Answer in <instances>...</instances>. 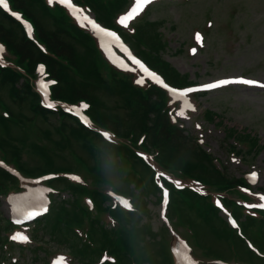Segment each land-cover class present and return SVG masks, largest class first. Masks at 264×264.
<instances>
[{
  "label": "trees",
  "instance_id": "trees-1",
  "mask_svg": "<svg viewBox=\"0 0 264 264\" xmlns=\"http://www.w3.org/2000/svg\"><path fill=\"white\" fill-rule=\"evenodd\" d=\"M8 1L12 10L19 11L32 23L33 32L31 37L27 36L21 23L0 7V43L3 45V60L6 63H0V159L15 168L22 177L54 173L55 177L46 183L60 193V188H57L55 183L64 182L67 193L70 194L68 198L59 197L61 202L52 200L54 204L47 214L37 221L35 236L46 234L55 244L67 246L82 264H95L104 249L113 254L117 262L107 261L103 264H174L169 245L167 246L163 240L161 243L157 242L156 249L152 247L149 249L152 251H148V247L140 244L135 230L130 228V224L135 223L133 227L146 234L145 242L147 237L151 236L143 223L141 225L137 223L139 215L145 213L143 205L146 201L143 199L146 194L157 193L159 190L154 182V171L148 158L151 157L155 165L164 171L182 178L194 179L212 191L224 193V196L238 190L239 185H246V182L240 177L230 175L225 164H216L214 156L197 141L196 136L172 119L170 98L163 88L150 81L144 84L134 83V74L113 65L99 48L96 37L80 27L67 9L57 3L51 5L48 0ZM76 1L94 9L99 21L115 27L113 17L126 0ZM141 19L145 20L142 17L139 21ZM149 22L146 20L138 23L139 25L135 23L133 32L123 34L126 40H130L132 49L137 50L135 52L149 66L161 73L167 82L176 86L193 83L185 82L187 74L183 75L170 66L168 61L159 59V50L163 49L165 44L161 41L158 28L148 27L151 23ZM142 44L146 49L141 46ZM38 63L46 66L50 78L55 81L50 88V99L58 103L52 108L42 106L40 95L34 88L35 69ZM98 89L112 93L115 96V105L109 106L102 102L101 97L95 93ZM3 90H7L13 103L26 107L30 115H24L18 110L11 111L1 96ZM81 100L88 104L86 112L92 126L109 131L110 140L104 139L93 127L83 125L61 106L78 103ZM117 109L127 111L126 120L119 116ZM3 111H6L7 115H3ZM204 114L209 120L216 115L211 109H206ZM40 118L46 120L53 131L64 139L82 138L84 148L96 162L95 165L88 167V170L95 174L96 178L99 175L100 180L105 179L100 175L98 160H101L102 155L105 157L110 155L112 157L110 160L116 167V174L125 189L111 186L106 180L103 181L104 188H98L95 184L89 189L81 183L67 179L66 174L72 172L69 170L70 167L51 168L45 166V162L42 167L25 166L8 140V137L12 136L11 126L21 125L28 120L26 135L34 140L32 146L47 153L48 144L38 142L39 136L43 138L37 132ZM246 130L225 128L224 139L228 140L227 145L239 154L243 152V147L231 142L230 138L239 145L247 144V151L251 153L263 146L256 136ZM50 133L51 131L47 130V134ZM140 138L142 140L138 142ZM99 146L103 147L102 150ZM75 156L86 164L80 156L77 154ZM87 183L85 185H88ZM22 184L23 181L18 176L0 167V195L11 190H19ZM167 184L171 187L169 212L173 211L174 216L178 215L179 223L190 224L184 219V207L193 209L207 218L212 223L213 232L218 229L214 223L216 219L221 230L217 237H224L229 255L235 254L239 248V253L245 254L239 256L241 259L264 264V259L245 247L236 230L232 229L219 214L210 196L200 195L187 186L177 190L171 183ZM106 185L115 191L128 192L126 194L132 199L133 209L126 211L112 206L110 197L105 192ZM85 197L93 199V210L85 204ZM69 199L68 207L64 206L62 203L66 204ZM225 202L233 204V201H228L227 198ZM234 208L238 216V213L242 212L241 207L234 205ZM95 211L103 213L99 215L100 217L104 214L109 215L118 222V226H105L101 218L95 217ZM6 224H11L9 219L0 215L1 256L6 254L3 245H11L4 235ZM190 225L187 226V230L191 242L198 249L201 248L204 257H221L214 255L210 249L200 247L202 246L200 235L205 234L203 226H199L200 230L196 231ZM241 225L245 231L257 226L255 242L263 248L264 217L254 220L247 216ZM83 235L86 239L82 237ZM241 248H244V251ZM135 249L136 255L132 256ZM15 264L21 263L17 261Z\"/></svg>",
  "mask_w": 264,
  "mask_h": 264
},
{
  "label": "rangeland",
  "instance_id": "rangeland-1",
  "mask_svg": "<svg viewBox=\"0 0 264 264\" xmlns=\"http://www.w3.org/2000/svg\"><path fill=\"white\" fill-rule=\"evenodd\" d=\"M87 1L89 2L90 0ZM127 1L128 5L131 0H126L125 2ZM133 3L131 2L129 6L125 5V7L123 5V9L119 12L125 9L123 12L124 14H122H127L129 7ZM149 7L150 11L146 17H144V21L142 19L140 21L138 20V18L142 16L140 13L135 15L131 20L129 19L126 22L127 26L122 24L123 26L120 27L118 25V19L116 20L114 17L112 22L115 27L120 30L121 34H130L133 32L135 23L140 24L146 20L150 21L151 23L149 22L150 24L148 27L154 29L158 28L161 34V41L165 44L164 48L159 50V59L168 61L170 66L179 70L183 75L187 74L185 82L200 83L214 78L218 79L226 76L244 75L255 78L257 82L264 84V0H155ZM72 8H75V5H73ZM78 11L82 16L83 13L80 10ZM91 12L88 14L96 18L98 17L94 9H92ZM122 14L120 15V19L123 16ZM90 31H92V29H90ZM198 32L203 35L200 37L199 41L197 40ZM126 43L128 46L132 45L129 39L126 40ZM141 46L146 49L144 44ZM191 47H193L192 50H196L197 47V52L191 53ZM111 57L114 59L112 55ZM40 81L41 80H39V82ZM95 93L101 97L102 102H105L109 106L115 105V96L112 93L102 89L95 90ZM1 96L8 104L11 111L14 112L18 110L24 115H30L26 107H20L16 103H13L8 96L7 90H3ZM185 98L191 102V108H188L187 105L183 103ZM176 99L177 103L171 105L173 106L172 113L174 114V119L178 120L190 134H194L199 138L204 148L217 158V163L219 165L225 164L227 172L230 175L232 174L240 177L247 182L249 174L254 170H258L259 175L256 177L255 182H251L250 189H252V194L250 195L254 199V201H252L253 203H264V201L260 199V194L261 196L264 194V88L259 87V85L250 86L241 83H233L224 88L208 91L205 94L197 93L193 94L191 97L186 94L184 97ZM206 109H211L215 112L216 115L212 116V120H209L205 116L204 113ZM181 110L184 111L183 117L177 115ZM117 111L119 116L126 120L128 116L127 111L124 109H117ZM37 126V132L43 136V138L39 136L38 142L43 141L48 144L49 147L47 149L49 151L47 153H43L32 146L34 140L26 135L28 120L24 121L21 125L11 126L13 128L12 136L10 138L8 137V140L18 153V158L25 166L37 168L44 166L45 162V166H51V168H56L58 166L70 167L69 170L72 172L66 174L67 179L71 180L72 176L77 177L78 179H76L75 182L77 183L79 180L83 186L89 187V189L92 186L94 187L95 184L98 185V188H102L104 184L103 181L105 180L111 186H115L118 189H125L123 183L116 174V167L111 162L110 158L112 157L110 155L108 157L102 155L101 160H98V163L100 162V175L105 179L100 180L99 175L96 178L95 174L88 170V167L93 166V164L95 165L96 162H94L92 155L88 153L87 149L84 148L82 138L74 139L71 137L70 139H64L60 134H56L53 128L42 118L39 119ZM226 127H233L237 130L247 129L246 131L256 136L258 142L263 146L261 149H256L254 153H251L247 151V144L241 143V145H239V143L233 141V138H230L229 140L231 142L243 147V152L241 154L234 152L235 149H230L229 145H227L228 140L224 139ZM47 130H50L51 133L47 134ZM4 137L7 138L6 135ZM102 148V146H99V149L102 150ZM76 154L80 156L86 164L75 156ZM85 183L88 185H85ZM29 184L31 185H25L24 188L22 186V191H12L6 196L5 193L0 195L1 217L9 215L10 203L8 202V197L10 194L14 195L25 192L47 193L48 196H51V200L54 199V202L56 200L61 202L59 197H70V194L67 193L64 186V182L55 183V186L60 188V193H56L53 189L51 191L45 183L43 184L35 181V184L30 182ZM15 187L14 185L13 188ZM105 187L106 191L110 189L109 185ZM158 193L160 194V192L146 194L145 199H143L146 203L143 205L144 207L142 206L145 208V213L143 212L137 218V223L140 225L143 223L148 232L151 233L150 238L147 237L145 242L146 234L134 228L133 225H135V223L133 225L130 224V228L135 230L140 244L148 247V251H152L149 250L152 247L156 249L157 242L161 243L162 240L167 246L172 242L173 247L179 248V246H176V238L179 236H186L185 228L191 224L190 226L194 227L197 231V229L200 230L199 226L202 225L205 234L200 235L202 239V246L199 245L200 247L210 249L214 255L226 258L230 264L234 262L249 264L246 262L247 259L245 258H243L245 261H236L238 260L236 259L237 257L229 255L224 237H217L221 230L216 219L214 220L215 222H212L215 223L218 229L213 232L211 230L212 223L209 222L207 218H204L193 209L184 207V219L190 222V224H182L178 222V215L174 216L173 211L169 212V205H167V212L164 216L167 217L168 220H165L162 217L161 197H158ZM12 195H10V197ZM113 198L118 203L122 204L121 198L124 197L113 195ZM127 198L129 197H125L124 199L127 200ZM237 200L239 199L237 198ZM240 200L243 203L249 201L245 196H240ZM85 201L88 203L87 198H85ZM54 202L52 201L49 203V208H51ZM68 203H70V199L66 204L64 202L62 204L68 207ZM136 203L141 208L137 200ZM93 209L94 207L92 210ZM251 213L255 214L254 211ZM95 214V217L102 218L99 216L103 214L101 211H95ZM219 214L226 219L222 211H220ZM104 216L105 221L108 223L109 219H107L106 214H104ZM252 217L256 220L255 216ZM236 220L240 224L238 233L244 239L243 244L247 247V242L255 241L254 232H256L257 226L255 225L245 231L240 222L241 218H236ZM170 222L176 231L174 233L170 232ZM34 223H36V221ZM34 223L27 230L31 239L37 238L33 237ZM6 225L7 229H5L4 235L6 238H9L15 231V227L11 224ZM115 225L118 226L117 221L111 223L110 226L114 227ZM188 229L191 231V228L188 227ZM180 231L184 235L181 234ZM169 233H171V235ZM38 238L44 239L43 247L45 248V252H49L46 255L47 257L40 255L42 251L38 250L39 257H34V260L31 259L32 254L29 246L35 245V240H31L29 243L22 244L24 248L15 245L7 249V258L3 260L4 264H11L14 258H16V261L20 260L21 263L23 262L25 264H47L51 257L57 253H63L67 259H69L70 264H80L78 259H74L69 254L67 246L55 244L46 234H42L41 236L39 234ZM199 249L195 247V251L198 254H202L201 248ZM241 249L244 251V248ZM32 251L34 253L36 252L34 249ZM190 252L192 253V251ZM19 253H21V255ZM237 253L239 256H245L243 252L239 253V248L237 249ZM135 255L136 249L132 253V256ZM21 257L22 259H18ZM115 259L117 262L116 257ZM211 259L216 258L213 257L207 260ZM253 260L256 262V259L253 258Z\"/></svg>",
  "mask_w": 264,
  "mask_h": 264
},
{
  "label": "snow or ice",
  "instance_id": "snow-or-ice-1",
  "mask_svg": "<svg viewBox=\"0 0 264 264\" xmlns=\"http://www.w3.org/2000/svg\"><path fill=\"white\" fill-rule=\"evenodd\" d=\"M49 2L51 3L52 0H49ZM58 2H61V3H65L66 0H58ZM152 0H137V4H147V3H151ZM0 7H3L5 9H7L8 5L7 3L5 2V0H0ZM136 12V9L133 8L127 15H125L124 17H122L118 23L120 24H123L125 26H127L126 22L132 18V16L135 14ZM85 19H87L85 17ZM91 27L101 36V37H107L109 38V41H108V46L111 47L112 44H115L117 43V38L114 36L113 33L111 32H103L101 29L97 28V26L95 24H91ZM28 31L30 32L31 29L29 28ZM200 37H199V34H197V40L199 41ZM133 63H135L139 69L145 73V75L156 81V82H160L158 77H156L154 74L150 73V72H147V70L144 68V66L139 62V61H136V60H133ZM138 84H141L143 83V79H140V80H137L136 81ZM229 83H241V84H245V85H256L257 82L255 81H252V80H237V81H229V80H221L217 83H211V84H207L205 85L204 87L207 88V89H215L217 87H220V86H223V85H226V84H229ZM42 88H47V85L46 84H42L41 85ZM259 87H262L264 88V84H260ZM171 91V90H170ZM191 91H194V89H188L186 90V92H191ZM186 92H180V93H177L175 94L176 98H182L186 95ZM185 105H187L188 108H191V105L188 104L187 101H184L183 102ZM47 107H53V105L49 104L47 105ZM81 109L83 108H87L88 106L87 105H81L80 106ZM194 110V109H193ZM69 111H78V110H69ZM177 115L183 117L184 116V111L181 110L177 113ZM199 127V126H198ZM73 179H78L77 177H73ZM251 181L254 183L255 182V179H256V173H252L251 174V177H250ZM177 187H180L179 183H177ZM197 191H199V189H197ZM260 199L262 201H264V196H261ZM167 203V192L165 191V204ZM218 205H219V202H218ZM254 207H264V203H261L259 205H255ZM38 213L36 212H32V213H29L28 217L27 218H31L32 216H35L37 215ZM13 240H19V241H22V242H26L27 241V237L26 236H23V235H20V234H17V235H14L12 237Z\"/></svg>",
  "mask_w": 264,
  "mask_h": 264
},
{
  "label": "bare ground",
  "instance_id": "bare-ground-1",
  "mask_svg": "<svg viewBox=\"0 0 264 264\" xmlns=\"http://www.w3.org/2000/svg\"><path fill=\"white\" fill-rule=\"evenodd\" d=\"M14 201H15L17 204H20L18 200H14ZM14 201H12V203H13V204H16ZM20 202H21V201H20ZM21 203H22V202H21ZM90 210H91V209H90ZM104 218H105V216L103 215L101 219L103 220L104 224H108V223L105 221ZM107 219L110 220V217H107ZM202 256H204L203 253H202ZM191 259H192L193 262H197V261H198L197 257H195V256H193V255L191 256ZM198 263H199V262H198Z\"/></svg>",
  "mask_w": 264,
  "mask_h": 264
}]
</instances>
